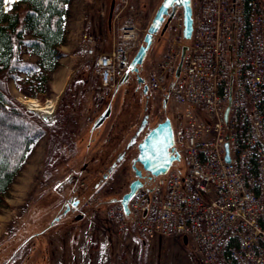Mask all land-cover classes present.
Returning <instances> with one entry per match:
<instances>
[{
	"label": "built area",
	"instance_id": "obj_1",
	"mask_svg": "<svg viewBox=\"0 0 264 264\" xmlns=\"http://www.w3.org/2000/svg\"><path fill=\"white\" fill-rule=\"evenodd\" d=\"M133 12L130 0H117L109 47L102 10L82 36L99 76L97 107L142 42ZM173 19L174 36L147 84L174 106L179 164L140 186L127 211L108 204L105 218L144 240L185 236L198 264H264V0H196L178 76L181 12Z\"/></svg>",
	"mask_w": 264,
	"mask_h": 264
},
{
	"label": "rangeland",
	"instance_id": "obj_2",
	"mask_svg": "<svg viewBox=\"0 0 264 264\" xmlns=\"http://www.w3.org/2000/svg\"><path fill=\"white\" fill-rule=\"evenodd\" d=\"M98 2L72 0L67 33L79 15L83 18L82 33L97 23L101 10L106 18L110 0H102L101 9ZM130 2L134 4L135 23L145 33L161 0ZM191 2L193 11L196 0ZM103 23L107 47L111 32L105 20ZM173 26L174 20L159 29L138 65V76L146 81L174 36ZM80 36L81 33L78 37L71 32L65 41L69 55L65 53L50 73L42 98L30 95L24 76L20 82L6 79L9 93L23 106L26 98L40 104L52 100L54 109L51 118L45 120L47 123L56 122L60 104V128L65 142L55 157L50 153L49 142H58L59 136L47 133L40 138L0 203V264H122L125 255L127 264H188V256L192 255L182 240L157 236L142 243L131 228L118 230L105 218V203L120 197L134 179L131 163L138 143L158 123L168 119L172 125L174 112L170 107L162 108L158 93H142V85L136 86V82L133 90V81L119 84L116 92L110 91L101 106L95 107L99 76L85 54ZM23 57L35 58L30 53ZM109 104L108 117L94 128V120ZM91 194H96L101 203L64 212L68 200H83ZM78 213L83 214L79 219ZM86 228L91 230L87 237L83 233Z\"/></svg>",
	"mask_w": 264,
	"mask_h": 264
},
{
	"label": "trees",
	"instance_id": "obj_3",
	"mask_svg": "<svg viewBox=\"0 0 264 264\" xmlns=\"http://www.w3.org/2000/svg\"><path fill=\"white\" fill-rule=\"evenodd\" d=\"M72 0H11L0 3V203L28 154L45 134L59 136L49 142L55 157L65 142L60 128V104L55 123H47L12 96L7 78L20 82L24 76L31 96L42 98L50 73L65 52L69 3ZM30 53L35 58H25ZM68 91L66 88L65 94ZM64 94V95H65ZM63 139V141H62Z\"/></svg>",
	"mask_w": 264,
	"mask_h": 264
},
{
	"label": "water",
	"instance_id": "obj_4",
	"mask_svg": "<svg viewBox=\"0 0 264 264\" xmlns=\"http://www.w3.org/2000/svg\"><path fill=\"white\" fill-rule=\"evenodd\" d=\"M165 3L166 0H161L160 4L156 8L148 24L143 43L140 45L131 59L128 69L119 78L116 88L127 78V75L130 71H137V66L144 60L146 52L152 43L153 35L160 28L164 29L166 27V22H164L165 15L168 16V21L176 7H180L182 10V35L184 38H188L190 36L192 29L191 0H181V2H176V0H173V2L167 7L164 6ZM111 8L112 5L110 6L108 19L110 18ZM184 48L185 47L182 48V53ZM179 66L180 64L176 69V75L178 74ZM138 80L142 82L143 78L138 77ZM145 89L146 87L144 86V90ZM163 103H165V98ZM109 113L110 105H108L106 109L102 111L101 114L96 118L93 123V127L99 125L105 119V117L109 115ZM47 119H49V116ZM179 158V152L177 151L173 141L171 125L169 120L166 119L165 121L160 122L155 127H153L138 144V152L131 163L135 178L130 182L128 190L122 194L120 198L123 209H127V202L129 198L139 186L150 184L159 173L165 172L170 165L178 164ZM72 204H77V200L73 201ZM82 216V213L76 214L77 219L81 218Z\"/></svg>",
	"mask_w": 264,
	"mask_h": 264
},
{
	"label": "crops",
	"instance_id": "obj_5",
	"mask_svg": "<svg viewBox=\"0 0 264 264\" xmlns=\"http://www.w3.org/2000/svg\"><path fill=\"white\" fill-rule=\"evenodd\" d=\"M82 25H83V18H82V16L79 15V16L76 17L75 20L72 21L71 28H70L71 31H70V33H67L66 40H68L70 38L71 32H74V34H76L79 37L80 33L82 34ZM64 43L61 44L60 47L66 53V55H69V52L67 50L68 48L64 47ZM142 243H144V242H142ZM187 247H188V245H187ZM189 252L191 253L190 250H189ZM108 255H110L109 252H107V255H106L107 259H108ZM190 255H192V253ZM124 258H126V255H125V257L123 256V259H122L123 263L122 264H127V260L126 259L124 260ZM96 264H98V263H96ZM99 264H108V262H105V263L102 262V263H99ZM119 264H121V263L119 262ZM188 264H197V262L195 261L193 255L192 256H188Z\"/></svg>",
	"mask_w": 264,
	"mask_h": 264
},
{
	"label": "flooded vegetation",
	"instance_id": "obj_6",
	"mask_svg": "<svg viewBox=\"0 0 264 264\" xmlns=\"http://www.w3.org/2000/svg\"><path fill=\"white\" fill-rule=\"evenodd\" d=\"M133 74H135V76H133ZM140 76V75H139ZM138 69H137V71H134V72H129L128 73V75H127V78L124 80V82L123 83H125V82H127V81H133V87H131L133 90H134V87H135V85H134V82H136L137 84H136V86H140V85H142V93L144 92V93H146V92H148L149 90H148V88H147V86L146 85H144V83H142V82H140L139 80H138ZM146 87V89L144 90V86ZM136 88V87H135ZM150 92V91H149ZM150 93H152V92H150ZM164 98H165V103H163V100H164ZM160 104H161V106H162V108L163 109H167V108H169L170 107V99H169V97L168 96H164V97H161L160 98ZM73 201H75V199H71V200H68L66 203H65V209H66V211H69L70 209H76V205H74V204H72V202ZM66 211H64V212H66Z\"/></svg>",
	"mask_w": 264,
	"mask_h": 264
},
{
	"label": "bare ground",
	"instance_id": "obj_7",
	"mask_svg": "<svg viewBox=\"0 0 264 264\" xmlns=\"http://www.w3.org/2000/svg\"><path fill=\"white\" fill-rule=\"evenodd\" d=\"M22 103L27 109L32 110L40 116H50L54 109V103L50 99L46 100L45 103L40 104L35 99L26 98L22 100Z\"/></svg>",
	"mask_w": 264,
	"mask_h": 264
},
{
	"label": "snow or ice",
	"instance_id": "obj_8",
	"mask_svg": "<svg viewBox=\"0 0 264 264\" xmlns=\"http://www.w3.org/2000/svg\"><path fill=\"white\" fill-rule=\"evenodd\" d=\"M11 0H0V3H10ZM173 0H166L165 7H167L169 4H171ZM176 2H181V0H176Z\"/></svg>",
	"mask_w": 264,
	"mask_h": 264
}]
</instances>
